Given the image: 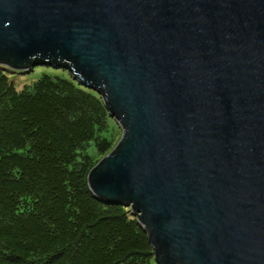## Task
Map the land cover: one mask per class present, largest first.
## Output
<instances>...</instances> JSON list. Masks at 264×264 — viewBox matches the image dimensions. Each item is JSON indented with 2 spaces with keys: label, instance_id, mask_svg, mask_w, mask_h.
<instances>
[{
  "label": "water",
  "instance_id": "1",
  "mask_svg": "<svg viewBox=\"0 0 264 264\" xmlns=\"http://www.w3.org/2000/svg\"><path fill=\"white\" fill-rule=\"evenodd\" d=\"M36 65L118 124L86 183L156 264H264V0H0V66Z\"/></svg>",
  "mask_w": 264,
  "mask_h": 264
},
{
  "label": "trees",
  "instance_id": "2",
  "mask_svg": "<svg viewBox=\"0 0 264 264\" xmlns=\"http://www.w3.org/2000/svg\"><path fill=\"white\" fill-rule=\"evenodd\" d=\"M111 122L76 82L43 76L16 91L0 73V264H156L130 208L86 183Z\"/></svg>",
  "mask_w": 264,
  "mask_h": 264
},
{
  "label": "rangeland",
  "instance_id": "3",
  "mask_svg": "<svg viewBox=\"0 0 264 264\" xmlns=\"http://www.w3.org/2000/svg\"><path fill=\"white\" fill-rule=\"evenodd\" d=\"M0 73L7 76L8 81L14 87L16 91L23 90L24 88H30L33 83L43 76H48L51 78H61L70 82H75L70 73L64 68H55L53 66L47 65H36L31 69L23 71H15L4 66H0ZM110 120V119H109ZM114 128V132H113ZM113 132V133H112ZM112 134V135H111ZM107 138L111 135L110 144L107 146L106 151L103 155L97 154V159L95 163L106 156L111 149L117 144L121 136V130L119 126L113 127L112 122L108 126V131L105 133Z\"/></svg>",
  "mask_w": 264,
  "mask_h": 264
}]
</instances>
